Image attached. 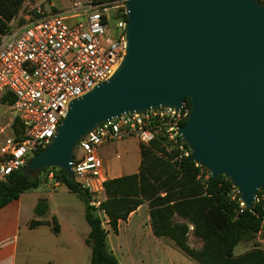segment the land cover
Masks as SVG:
<instances>
[{"label": "water", "instance_id": "obj_1", "mask_svg": "<svg viewBox=\"0 0 264 264\" xmlns=\"http://www.w3.org/2000/svg\"><path fill=\"white\" fill-rule=\"evenodd\" d=\"M126 52L112 76L72 100L48 144L21 168L70 181L73 152L97 126L189 98L179 133L190 161L225 176L246 209L264 185V2L124 0ZM45 200V199H43Z\"/></svg>", "mask_w": 264, "mask_h": 264}, {"label": "built area", "instance_id": "obj_2", "mask_svg": "<svg viewBox=\"0 0 264 264\" xmlns=\"http://www.w3.org/2000/svg\"><path fill=\"white\" fill-rule=\"evenodd\" d=\"M126 19L124 0L22 2L10 28L0 33V181L48 144L72 100L112 76L126 52ZM189 113L184 101L178 109L125 114L77 144L74 182L87 192L105 231L109 220L100 209L105 177L98 147L127 137L142 144L158 140L187 157L179 128ZM231 192L238 196L237 188ZM263 202L264 192L256 194L254 203ZM239 204L244 206L240 199Z\"/></svg>", "mask_w": 264, "mask_h": 264}, {"label": "trees", "instance_id": "obj_3", "mask_svg": "<svg viewBox=\"0 0 264 264\" xmlns=\"http://www.w3.org/2000/svg\"><path fill=\"white\" fill-rule=\"evenodd\" d=\"M23 1L0 0V33L10 28ZM185 102L191 109L189 98H185ZM162 144L158 140L140 143L138 172L104 182L105 199L100 203V209L108 216L112 230L116 233L118 221L125 220L130 212L146 202L154 235L170 239L197 264H264V250L257 247L237 256L233 254L234 247L244 236L260 232L264 238V202L254 203L251 209L241 207L238 196L232 198L233 186L225 176L212 178L203 167L189 160L190 155L179 156V151L167 150ZM48 169L56 171L58 182L84 204V220L89 227L85 238V244L90 248L89 264H118L108 248L106 231L88 204L87 192L70 181L62 170L54 167L45 170ZM39 184L40 174L33 179L20 170L12 172L0 181V208L16 199L19 193L36 189ZM261 192H264V185L256 194ZM46 210L47 204L41 200L37 202L34 214L40 216ZM176 217L183 221L176 222ZM52 222L53 232L57 233L55 217ZM40 224L46 223L32 220L29 227ZM190 226L192 234L202 242L199 249L188 244Z\"/></svg>", "mask_w": 264, "mask_h": 264}, {"label": "crops", "instance_id": "obj_4", "mask_svg": "<svg viewBox=\"0 0 264 264\" xmlns=\"http://www.w3.org/2000/svg\"><path fill=\"white\" fill-rule=\"evenodd\" d=\"M139 145L140 143L136 139L127 137L112 142H105L98 147V156L102 161L105 181L138 172L141 160ZM55 185L63 186L68 192L64 184L55 183ZM36 189L19 193L16 199L0 208V264H36L29 260L27 256H23V259L19 260L21 230L31 235L37 228L45 225L40 224L30 228L29 223L32 220L47 221L49 225L44 215L52 206L49 199L50 196L45 197L36 192ZM32 194H35L37 202L42 200L47 204L46 212L40 216L34 214L37 202L32 200ZM103 195L105 197L104 192ZM61 209L62 215L65 216L66 229L68 231L67 239L62 243L63 249L66 251H77V245L74 241L85 242L89 227L84 225L81 212L74 213L72 208L65 206ZM53 217L56 218L58 223L56 235L61 238L62 219L58 216V212H53ZM106 241L118 264H197L176 248L171 240L154 235L146 202L141 203L135 210L130 212L125 220L118 221L116 233L109 224L106 229ZM31 248V246L26 245L24 253L30 252ZM257 248L264 250L262 247ZM87 252L89 264L90 248ZM46 264H54V261L48 260ZM74 264H78V262L74 260Z\"/></svg>", "mask_w": 264, "mask_h": 264}, {"label": "rangeland", "instance_id": "obj_5", "mask_svg": "<svg viewBox=\"0 0 264 264\" xmlns=\"http://www.w3.org/2000/svg\"><path fill=\"white\" fill-rule=\"evenodd\" d=\"M114 22L115 19H112L111 23L113 24ZM79 154V147L76 146L74 149V156H77ZM157 154L159 155L161 153L158 152ZM206 171H203V173H205ZM39 174L40 185L35 191L45 197L50 196L49 199L52 206L50 210L44 215L46 220H48L49 225L46 221L45 225H42L41 227L37 228L36 231H33L31 233V235L26 234L21 230L19 239V260L21 261L23 259V256H27L29 260L35 262L36 264H46L48 260H53L54 264H74V260H76L78 264H88L87 250H89V246H87L84 241H74V243L77 245V251H66L65 249H63L64 247L62 244L63 242H65L64 240L67 239L68 231L66 229L65 216L62 215L61 208L65 206L72 208V211L74 213L81 212L82 221L87 227V224L85 223L83 218L84 204L82 200H80L76 195L72 194L71 192H67L63 186L55 185V183H59L56 178V171L48 169L42 171ZM31 197L34 202H37L35 200V194H32ZM53 212H58V216L62 219L61 238L58 237L52 229ZM175 221L182 222L183 220L179 217H176ZM187 238L188 244L192 248L199 249L201 247L202 242L200 238L195 237L192 234V226L189 227ZM26 245L31 246L32 248L30 252L24 253ZM254 247L264 248V238L261 236L260 232L254 235L244 236L241 241L234 247L233 254L237 256L245 251L253 249Z\"/></svg>", "mask_w": 264, "mask_h": 264}]
</instances>
